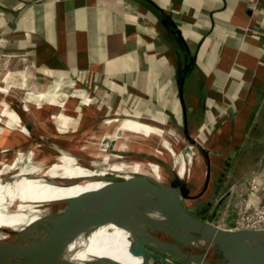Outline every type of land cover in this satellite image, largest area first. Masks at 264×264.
<instances>
[{"label": "crops", "instance_id": "1", "mask_svg": "<svg viewBox=\"0 0 264 264\" xmlns=\"http://www.w3.org/2000/svg\"><path fill=\"white\" fill-rule=\"evenodd\" d=\"M0 61L40 91L74 87L94 116L181 133L183 78L187 129L210 161L205 192L255 168L264 202V0H0Z\"/></svg>", "mask_w": 264, "mask_h": 264}, {"label": "water", "instance_id": "2", "mask_svg": "<svg viewBox=\"0 0 264 264\" xmlns=\"http://www.w3.org/2000/svg\"><path fill=\"white\" fill-rule=\"evenodd\" d=\"M182 84L183 78H180L178 91L184 115L183 138L188 147L194 146L202 153L206 162L201 188L191 193L187 178L180 177L170 168L171 177L167 182L143 173L106 180L103 188L114 190H108L100 197L122 203L123 226L130 238L127 250L131 256L139 258V264H264V228H219L185 205V200L197 199L205 192L210 161L208 152L188 132ZM107 138L105 135L101 143ZM112 145L113 140L109 139L107 152L113 150ZM155 159L163 164L160 159ZM82 196L78 195L72 201ZM84 215L87 220L79 217L74 221L42 215L28 225L38 237V243L32 242L33 239L29 241L27 235L9 243L0 239V248L5 252L0 253V264H73L65 257L67 246L78 237H87L93 231L87 221L96 219L90 213ZM87 264L120 263L110 257H100Z\"/></svg>", "mask_w": 264, "mask_h": 264}, {"label": "bare ground", "instance_id": "3", "mask_svg": "<svg viewBox=\"0 0 264 264\" xmlns=\"http://www.w3.org/2000/svg\"><path fill=\"white\" fill-rule=\"evenodd\" d=\"M29 98L38 100V95L33 94ZM6 109L2 108L0 114L5 112ZM9 111L11 114L7 116V119L2 118L5 115L0 116V122L3 121L7 126L16 125L21 131L26 132L27 129L23 124H20V117L17 113L14 110ZM102 125L104 128L99 135L98 142L96 141V152L93 154L100 157L104 163L107 162L108 168L106 170L88 169L81 166L74 155L64 154V158L51 164H46L44 159H41L30 168H24L25 170L21 174L9 182L0 181V236L4 235L0 239L3 242L9 243V241L27 235L26 238L29 241L33 239L32 242L38 243V237L33 235L34 233L28 228V225L44 214L68 220L73 219L74 221L79 217H85L87 220L84 214L90 213L96 216V219L87 221L96 232L95 236L90 239V246L98 254L110 257V259L120 264L140 261L139 258L131 256L127 250L130 238L128 231L123 226L122 203L115 200H104L102 196L100 197V195L108 190H114V188H103L106 182L94 179V177L104 175L106 171H112L124 174V176L132 173H143L161 181V167L151 161H117V159H120V155L113 152H103L108 145V140H113L112 147L119 146L123 140L122 134L119 133L121 131L126 135L125 140H128V142L126 145L112 151L128 150L130 148L140 151L146 150V148L133 140L135 133L160 135L161 144L171 154L173 169L180 177L189 173L193 159L189 156L185 160L180 153L181 151H176L170 145L168 137L171 136L173 139L184 141L180 134L171 129H164L131 117L108 118L103 121ZM105 135L108 137L107 141L101 143ZM189 147L196 150L194 146L190 145ZM150 149L151 152L147 151L148 149L146 151L159 158L161 152L154 148ZM58 158L61 157L58 156ZM20 159L21 157L18 155L14 157L10 164L1 166L0 175L13 169L14 164ZM63 181L73 182L68 184L62 183ZM78 195L84 196L72 201ZM71 203L72 206H68ZM8 231L11 232L8 233ZM28 234L30 235L28 236ZM0 253L4 254L5 252L0 248ZM17 257L19 256L17 255Z\"/></svg>", "mask_w": 264, "mask_h": 264}, {"label": "rangeland", "instance_id": "4", "mask_svg": "<svg viewBox=\"0 0 264 264\" xmlns=\"http://www.w3.org/2000/svg\"><path fill=\"white\" fill-rule=\"evenodd\" d=\"M6 64L8 63L6 62L3 66L2 61H0V110L2 108H7L8 110L6 109L0 116L5 115L2 116V118L7 119V116L11 114L9 110H14L20 117V124H23L27 131H21L16 125L7 126L3 121L0 122V167L10 164L14 157L18 155L21 157L20 161L14 164L15 167L13 169L0 175V181L9 182L16 178L17 175L21 174L25 170L24 168H30L41 159H44L46 164H51L52 162L58 161V159L61 160L64 158V154L74 155L79 164L88 169H96L97 171L102 169L106 170L108 168L107 162L104 163L100 157L94 156L93 154L96 152V143L104 128L102 127L103 121L108 118L129 116H119L111 113H100L94 116L84 107L78 109L77 107L80 106L78 105L80 99L72 95V93H76L74 87L52 86L54 87L53 92L46 90L43 93L35 94L39 92L41 85H35L29 80L24 81L22 75L18 74L17 69L8 67ZM33 94L38 95V100L29 98ZM56 96H66L65 100L67 101L64 103L63 107L61 105L57 107L52 105L54 104L52 102L58 101ZM39 99L47 101L40 102ZM25 108H27V110H25ZM35 108H40L41 120L43 118L44 126H47L45 130L44 128L42 129V127L40 130L35 129L36 125L34 122L36 121L37 124L36 117H39L38 114V116H34L33 114ZM70 114H74L73 116L78 114L79 116L77 115L78 117L71 118ZM72 120L78 121V123L73 127L74 130L69 131L68 124ZM140 120L143 122L148 121L144 118H140ZM156 126L159 127L161 125ZM175 130L177 134L183 136L180 129ZM119 133L123 136L122 143L119 146L112 147L113 150L126 145L128 142V140H125L126 135L121 131ZM134 135L135 137L133 140L142 144L146 150L148 149L147 151L151 152L150 148L159 150L161 152L159 158L147 152L145 149L137 151L130 148L128 150L111 151L120 155V159H117V161H151L157 163L161 167L162 181L167 182L171 177L170 168H173V158L169 151L162 146L161 136L155 133L148 135L135 133ZM168 140L176 151H181L180 153L184 156L185 160H187L189 156L192 157L193 160L190 171L184 176L190 184H196L192 189L194 192H197L199 190L198 186L202 184L204 175V166L198 151L189 148L181 139L176 140L171 136L168 137ZM103 152H106V149H104ZM58 156L61 158H58ZM155 158L162 160L163 164L159 163ZM192 175L198 176L192 178ZM123 176L124 174L106 171L103 175L105 178L100 175L94 179L106 181L118 179ZM215 196L211 198L209 192H205L197 199L191 201L185 200V205L191 210H201L199 216L207 218L209 216L208 210ZM209 202L210 204H208ZM205 207L206 209L204 211ZM95 233V230H93L87 237H78L67 246L65 257L69 263L87 264L95 259L104 257L90 246V239L95 236ZM0 237H4V235ZM128 264H139V262Z\"/></svg>", "mask_w": 264, "mask_h": 264}, {"label": "built area", "instance_id": "5", "mask_svg": "<svg viewBox=\"0 0 264 264\" xmlns=\"http://www.w3.org/2000/svg\"><path fill=\"white\" fill-rule=\"evenodd\" d=\"M258 186L255 168L229 181L214 198L206 219L223 229L264 228V202L253 200Z\"/></svg>", "mask_w": 264, "mask_h": 264}, {"label": "trees", "instance_id": "6", "mask_svg": "<svg viewBox=\"0 0 264 264\" xmlns=\"http://www.w3.org/2000/svg\"><path fill=\"white\" fill-rule=\"evenodd\" d=\"M46 90H50V91L53 92L54 87H52L51 85H48L47 88H46L44 91H46ZM44 91H40V90H39V92H37V93H35V94H40V93H43ZM75 92L78 93L77 91H75ZM56 98H57V100H60L58 96H56ZM39 101H40V102H41V101L44 102V101H47V100L39 99ZM48 102H49V101H48ZM204 211H205V209H204ZM210 216H211V215H210ZM210 216H209V217H210Z\"/></svg>", "mask_w": 264, "mask_h": 264}, {"label": "flooded vegetation", "instance_id": "7", "mask_svg": "<svg viewBox=\"0 0 264 264\" xmlns=\"http://www.w3.org/2000/svg\"><path fill=\"white\" fill-rule=\"evenodd\" d=\"M208 204H210V203H208ZM192 211L195 212V213L201 212V210L196 211L195 209H193Z\"/></svg>", "mask_w": 264, "mask_h": 264}]
</instances>
